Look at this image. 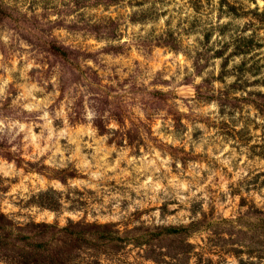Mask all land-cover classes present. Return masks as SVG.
I'll use <instances>...</instances> for the list:
<instances>
[{
	"label": "rangeland",
	"instance_id": "rangeland-1",
	"mask_svg": "<svg viewBox=\"0 0 264 264\" xmlns=\"http://www.w3.org/2000/svg\"><path fill=\"white\" fill-rule=\"evenodd\" d=\"M0 264H264V0H0Z\"/></svg>",
	"mask_w": 264,
	"mask_h": 264
}]
</instances>
